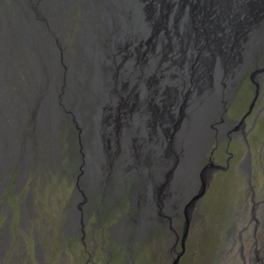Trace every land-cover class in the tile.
<instances>
[{"label":"flooded vegetation","instance_id":"flooded-vegetation-1","mask_svg":"<svg viewBox=\"0 0 264 264\" xmlns=\"http://www.w3.org/2000/svg\"><path fill=\"white\" fill-rule=\"evenodd\" d=\"M146 4L0 0V66L24 94L14 112L0 88V264H195L194 231L206 245L212 229L224 258L264 264V38L208 146L175 165L179 131L157 113L174 59L139 23ZM124 39L153 48L146 64L119 57Z\"/></svg>","mask_w":264,"mask_h":264},{"label":"water","instance_id":"water-1","mask_svg":"<svg viewBox=\"0 0 264 264\" xmlns=\"http://www.w3.org/2000/svg\"><path fill=\"white\" fill-rule=\"evenodd\" d=\"M177 2L175 23L178 31L179 25L184 26L192 12V27L198 42L194 48L197 53L194 59L198 61L194 68L197 77L195 80H198L203 72V67L197 71L196 66L202 64L211 71L206 85L200 83L197 85L201 97L191 93L192 103L193 100L195 102L201 100L203 107L193 108L189 112V105L186 104L180 110L177 120L185 130L186 146L194 138H197V142L206 144L205 125L209 117L210 121L215 119L220 107L219 99L217 102V96L219 97L216 93L217 88L222 89L224 86L229 106L240 86L241 69L250 61L258 39L264 38V0H177ZM170 18L171 15L167 14L166 20ZM198 98L201 99L196 100ZM166 118L167 115H164V119ZM204 191L205 183L202 185L201 196Z\"/></svg>","mask_w":264,"mask_h":264},{"label":"bare ground","instance_id":"bare-ground-1","mask_svg":"<svg viewBox=\"0 0 264 264\" xmlns=\"http://www.w3.org/2000/svg\"><path fill=\"white\" fill-rule=\"evenodd\" d=\"M198 1H201V0H198ZM256 1H259V0H256ZM146 3L147 4L144 7V9L143 8L141 9L142 14H139V18H138L139 23L140 24H144V22L148 23L149 24L148 30L151 31L152 27H153V34L158 31V27H160L159 30H163L161 32L162 42H163V44L165 43L163 49H164V51H166L168 49L167 52L164 53V57L171 55L172 58L174 59L173 61H170L169 66H170V69H172V73H173V76L170 79L172 81V84L175 86V88L171 89L167 93L168 94L167 99H166L167 109H164L162 111V113H160V110H158V111L156 110V111H157V113H159L161 115L162 114L165 116L167 115V118L169 120H167L165 127H166V130L168 132L172 131V130L174 132H175V130L179 131V135H178L179 141L177 142V145L179 146V148L175 149L176 154H175L173 159H170V163L172 162L175 165L181 163V165H182L183 162L185 163L189 159L187 152H186V149L184 151L181 149L182 145H184L185 148L191 146L192 153L195 154L196 156H198V151H201L203 148L207 147V146H205L206 144H204L205 142H202V143L197 142V138L196 139L194 138V140H190L188 143V146H186V141H184L185 130L182 129V125L179 124L177 119H179L180 110H182L186 104L189 105V108H188L189 112L193 108L199 109V108L203 107V104L201 103V100H200L201 98L196 99V100H200V101L195 102L193 100V103H192L191 93H195L196 96L201 97V91L197 88V85L199 83L206 85L207 79H209V77L211 76V71L208 69V67L206 68L202 64H200L199 66H196L197 71H200L203 67V72L199 76L198 80H195L197 77H196V70L194 68H195V65L198 63V61H197V59H194V57H196V55H197L194 48L198 42H197V38L194 34L193 27H192V19H193L192 12L189 14L188 20L184 24V26L180 27V25H179V31H178V27H176L174 25V24H176L175 23V17H176L175 13L177 11V3H178L177 0H146ZM167 14L171 15V18L169 20H166ZM172 18L174 19V21L171 20ZM129 22H131V21H129ZM10 26H12V25H10ZM134 26H135V23L133 25V28H134ZM172 26H173V33L171 36H173V39L175 40L174 43L176 46L173 50H170L172 48V45L169 43L168 44H166V43L169 41L168 37L170 35ZM133 28L131 30H133ZM263 32H264V29H263ZM261 39L262 38H259L257 43ZM10 42L11 41L9 40L8 44L11 46ZM147 44H149V42H147ZM147 44H146V47H148ZM9 45H7V47L5 49H4L3 45H0V62L2 59H4L1 54L5 55V53L7 54V52L10 53L11 48ZM26 45H27V43L25 41L24 47ZM180 47H182V48H180ZM151 49H153V48H148L147 52H146V50H144L142 48L131 49V46H129V44L126 43L125 39H124L123 44L121 45V51L122 52L124 51L127 53L129 51H132L135 53V54H133V53L132 54L140 62V64L142 63L141 67L144 64H146V62L144 61V57L147 56L148 53H151ZM183 55H185V57L191 56L192 59H186ZM8 56H9V54H8ZM251 57H250V61H251ZM127 60H125V61H127ZM153 60L155 61V63L159 64L157 57H155ZM250 61L247 63V65L250 64ZM244 69L245 68H242L241 72ZM241 72H240V75H241ZM0 73L3 74L2 76H0V88H2V90L4 89L3 91L5 93L4 96H2V98L5 101V103H6V100H11L12 109L15 112L16 109L21 107L22 102L20 104H18V103H19V101H21L24 94L23 93L15 94L16 98L9 97L8 88L13 85V79L15 78L14 76H16V74L13 76L11 71H7V73H5L2 70V65L0 66ZM214 73H215V70H214L213 74ZM149 75H150V73L148 74V78H149ZM240 75H239V77H240ZM200 77L203 79V81H202V79H200ZM146 82L149 83L150 80L146 79ZM216 93H217V95H219V97L217 96V102L219 99V104H220V107L218 109V113H219V111L221 112V110L223 108V103H224V102L222 103L223 96L226 99H228V98L226 96L224 86L222 87V89H220L218 87ZM16 101H18V102H16ZM218 113L216 114V117H215L216 120H217V117L220 116V114H218ZM189 118L191 119L192 117H189ZM206 118H208V117H206ZM209 118H208V121H207V123L205 125V129H204V133L207 135V137L212 136V127L217 122V121H215V119L213 121H210ZM214 121H215V123L212 124ZM197 162H198V157H197ZM202 185H203V182L201 183L200 186H202ZM187 186H188V184L185 183V188ZM194 186H195V184H194Z\"/></svg>","mask_w":264,"mask_h":264},{"label":"rangeland","instance_id":"rangeland-1","mask_svg":"<svg viewBox=\"0 0 264 264\" xmlns=\"http://www.w3.org/2000/svg\"><path fill=\"white\" fill-rule=\"evenodd\" d=\"M171 20L174 21L173 18ZM118 53H119V57H121V55H124L122 51ZM183 56L185 57V55ZM186 59H192V57L189 56V58H186ZM126 64L128 65V67L131 68V71H132V69L134 68L133 61L127 60L121 63V65H123L124 67L126 66ZM225 100L226 98L223 96L222 103L225 102ZM235 107L240 109L243 107V104L236 103ZM245 107H243L242 109L243 111ZM218 114H220V111ZM218 119H219V116L217 117V120ZM217 120L215 119V121ZM215 121L212 124H214ZM226 193H227V190L222 191V193L220 194L222 199L226 198ZM211 219L212 221H214L215 218L212 217ZM202 236H203V232L195 230L192 236V239H191V242L193 245H190V246L192 247V253H194L192 257L194 259L195 264H235L234 261L228 260L227 257L224 258V256L228 255L229 251L231 252V247L230 245H226L225 240H224L225 235L223 232L221 231L216 232V229H212L211 233L207 235L208 241L206 245L204 244L200 245V243H202L201 242ZM235 251L237 252V249Z\"/></svg>","mask_w":264,"mask_h":264}]
</instances>
